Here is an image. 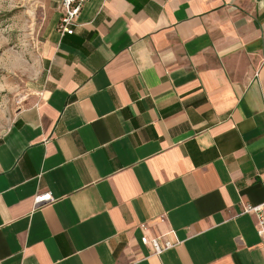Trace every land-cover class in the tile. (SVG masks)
<instances>
[{
    "label": "crops",
    "instance_id": "crops-1",
    "mask_svg": "<svg viewBox=\"0 0 264 264\" xmlns=\"http://www.w3.org/2000/svg\"><path fill=\"white\" fill-rule=\"evenodd\" d=\"M60 17L0 137V264H264L243 212L264 203V0H88L71 35Z\"/></svg>",
    "mask_w": 264,
    "mask_h": 264
},
{
    "label": "rangeland",
    "instance_id": "rangeland-1",
    "mask_svg": "<svg viewBox=\"0 0 264 264\" xmlns=\"http://www.w3.org/2000/svg\"><path fill=\"white\" fill-rule=\"evenodd\" d=\"M62 0H0V137L42 89L48 24Z\"/></svg>",
    "mask_w": 264,
    "mask_h": 264
},
{
    "label": "built area",
    "instance_id": "built-area-1",
    "mask_svg": "<svg viewBox=\"0 0 264 264\" xmlns=\"http://www.w3.org/2000/svg\"><path fill=\"white\" fill-rule=\"evenodd\" d=\"M88 0H62L61 2V17L58 24V32L60 34L71 35L75 26V21L81 10ZM53 197L50 193L36 195L33 200L34 208H40L53 202ZM245 214L253 215L257 223V235L260 239V247L264 250V203L255 206H246ZM145 226H142L144 229ZM140 243L144 246L151 245L155 255H161L163 252L171 249L173 244L170 242L162 243L159 238H148L143 235Z\"/></svg>",
    "mask_w": 264,
    "mask_h": 264
}]
</instances>
